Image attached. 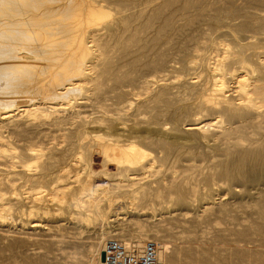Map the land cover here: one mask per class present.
<instances>
[{
    "label": "bare ground",
    "instance_id": "bare-ground-1",
    "mask_svg": "<svg viewBox=\"0 0 264 264\" xmlns=\"http://www.w3.org/2000/svg\"><path fill=\"white\" fill-rule=\"evenodd\" d=\"M120 188L135 207L165 202L189 246L171 250L140 220L101 225L81 264H101L113 237L154 241L165 264L202 257L216 235L188 225L238 207L255 217L226 229L231 243L264 235V0H0V246L62 241L63 224H7L12 210L103 222ZM258 244L240 247L244 261Z\"/></svg>",
    "mask_w": 264,
    "mask_h": 264
},
{
    "label": "rangeland",
    "instance_id": "rangeland-1",
    "mask_svg": "<svg viewBox=\"0 0 264 264\" xmlns=\"http://www.w3.org/2000/svg\"><path fill=\"white\" fill-rule=\"evenodd\" d=\"M77 150H79V149H77ZM89 157L91 160L90 167L92 168V170H94V172H96V173L101 171V169L103 168V165L105 163V158L101 154H99L97 151H92L91 154H89ZM199 163H201V162H196V164H193V165H197ZM110 164L108 167V169H109L108 173L109 174L115 172L114 164H111V165ZM71 166H73V167H71ZM70 168H72V170ZM120 170H122V168H120ZM68 171L71 172V174L76 172L77 175H83V171H85V169L83 168V164L81 162L80 163L76 162L75 164L68 166ZM97 182L102 183L104 185L107 184L106 180L105 181L104 180L97 181ZM127 189L128 188H120V190L116 191L113 194V196L111 197V201L113 202V205L111 207L112 210H109V212H110V213L108 212L109 217L107 216V218L105 220H103V222H95V223L88 224L86 222L79 220L78 218H73L71 216V214L68 213L69 210H58V208L56 206L47 207V208H38V207L35 208V207H33V205H27L26 213L23 212L24 211L23 209L12 210V212H10L8 217H12V218H10L11 220L13 218L14 219L12 221L10 219L4 221V222H7V224H10L11 222H14V221H16V222H14V223H17L16 225H19L20 223H23V222L27 223V221H25V219L28 216H29V221L31 220L30 223H32V221H38L43 226L48 225L49 222H50V224L53 223L54 225H56V223L63 224L62 231L54 232L56 236H57L56 233L62 234L61 238L59 236L57 237L58 239H62V241L61 242L60 241L49 242V241H45L41 238L38 241L30 243L26 247L18 246V245L14 246V245H8V244H2L1 243L2 246H0V264H81V262H83L85 257L88 255L87 250L90 247L88 245H90V243L93 241L92 237L95 236L94 235L95 231L98 230L101 225H103L104 227H110V228H112V227H123L124 229H126L128 231H135L137 229L136 227L138 224L137 220H140V222L144 223L145 226L147 225L146 228L147 227L157 228L159 231V234L163 236L162 238H165L168 240V245L170 246V249L175 250V249L179 248L183 254V252H184L183 247L189 246V243L185 242V240H180L177 238V235L182 231L181 229H182L183 225H180L179 223H176L175 221L170 219V217H169L170 214L166 213L165 209H164L165 202H159L156 205L155 201L152 202V201L146 200V201H144V203L142 205L143 208H140V206H138V207L132 206V205H130L131 199L127 197V194L123 193ZM228 200H230L232 202L233 207H234V204L236 205V203L233 202L232 199L228 198ZM101 204L103 207L106 205V199L105 198L102 199ZM139 209H140V211H139ZM238 209H239V212H238ZM238 209H235L233 211L234 213L230 212L229 215L227 217H225L226 219H221L223 217L218 216V215H213V216H210L208 221L204 222L205 224L200 223L196 226H191L192 222L189 225L187 224L189 226V229L194 230L197 235L202 234L201 232L203 230H206V231H211V234L216 235L215 236L216 238H213V236H212L213 240H210L208 238L210 236H208V233H207L206 235L208 237L207 236L204 237V238L207 237L206 241L204 242V240H203V243H199L200 245H203L204 247H206L208 249V252L205 253L206 255L204 254V256H202V257H200V255H198L199 257H194V256L185 257V256H183L184 254L180 255L181 264H192V262H193V264H218V262L220 264H242V263L243 264H264V246H263L264 245V240H263L264 235H260V237H258V235L256 233H252L253 235L250 236V242L249 243H248V241L244 240V241L238 242L237 244H233V243H231V236L228 234L226 235V233H225L226 229L240 227L237 224L242 222L244 217H246L247 219L255 217L254 213L251 212L252 210H250L248 208L243 209L241 207H238ZM29 210H31L30 214H28ZM42 212L45 213V215ZM188 218L189 219L192 218L191 213H189L186 216L187 220H189ZM211 218H213V219H211ZM215 218H216V220H215ZM144 219H146V221H144ZM228 220H230V221H228ZM231 220L234 222H232ZM215 221L219 222V225L218 224L213 225V223ZM165 222H167V223H165ZM230 222H232L233 224H231V225H234V226L231 227L229 224ZM64 223H65V225H64ZM202 226H204V227H202ZM220 227H222V228H220ZM224 228H225V230H222ZM218 229L221 231H217ZM178 230H179V233H178ZM175 231H177V233ZM223 231H224V233H223ZM211 234H209V235H211ZM183 235H185V233H183ZM70 236L71 237L72 236H78L79 237L80 242L77 244L78 249H77V247L74 249L72 247L73 246L72 244H71V246L69 245V240H71ZM258 238L260 240H258ZM63 241H66V242H63ZM211 241H213V242H211ZM242 243H243V245H241ZM258 243H260V245L262 244L260 247L261 248L260 255L258 254V256H257V255L252 254V257H251L252 262L251 261H249V262L244 261L242 259L241 255L238 253V251L241 250L240 247L241 246L243 248L244 247H248V248L250 247V248H252L253 252L256 253L257 249H258V245H259ZM194 244H196V243H194ZM194 244H190V245L194 246ZM214 246H215V248H214ZM228 246H233L236 250V251H234L233 257H231L230 253L226 252L227 251L226 247H228ZM25 249H26V251H23ZM221 249H222V251H221ZM76 253L79 255H77ZM207 254H211V255L215 256L213 258L215 261H212L213 259L210 256H208ZM224 254H225V256H224ZM235 260H236V262L233 263V261H235Z\"/></svg>",
    "mask_w": 264,
    "mask_h": 264
},
{
    "label": "built area",
    "instance_id": "built-area-1",
    "mask_svg": "<svg viewBox=\"0 0 264 264\" xmlns=\"http://www.w3.org/2000/svg\"><path fill=\"white\" fill-rule=\"evenodd\" d=\"M101 264H165L152 240H124L108 238L103 247Z\"/></svg>",
    "mask_w": 264,
    "mask_h": 264
},
{
    "label": "water",
    "instance_id": "water-1",
    "mask_svg": "<svg viewBox=\"0 0 264 264\" xmlns=\"http://www.w3.org/2000/svg\"><path fill=\"white\" fill-rule=\"evenodd\" d=\"M100 259H101V261H103V259H104V253H103V251L101 252Z\"/></svg>",
    "mask_w": 264,
    "mask_h": 264
}]
</instances>
